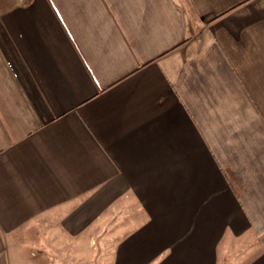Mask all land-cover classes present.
<instances>
[{"label": "crops", "instance_id": "1", "mask_svg": "<svg viewBox=\"0 0 264 264\" xmlns=\"http://www.w3.org/2000/svg\"><path fill=\"white\" fill-rule=\"evenodd\" d=\"M0 264H264V0H0Z\"/></svg>", "mask_w": 264, "mask_h": 264}]
</instances>
